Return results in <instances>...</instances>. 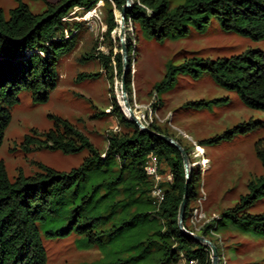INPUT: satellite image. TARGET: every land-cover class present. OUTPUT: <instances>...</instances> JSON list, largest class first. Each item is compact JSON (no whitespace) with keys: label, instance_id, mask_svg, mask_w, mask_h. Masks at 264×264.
I'll return each instance as SVG.
<instances>
[{"label":"trees","instance_id":"trees-1","mask_svg":"<svg viewBox=\"0 0 264 264\" xmlns=\"http://www.w3.org/2000/svg\"><path fill=\"white\" fill-rule=\"evenodd\" d=\"M98 1L57 0L39 14L19 2L7 17L0 9V145L19 92L26 89L33 102L42 103L56 87L57 59L74 48L79 28L76 23L73 30L62 17L76 5L90 9ZM112 1L119 10L124 4V0ZM169 1L133 0L124 21H136L147 37L163 41L183 37L191 27L202 30L215 17L227 31L253 40L264 39V0H185L173 10L169 9ZM116 26L109 10L107 33ZM125 47L129 58L132 47L129 42ZM101 57L107 66L110 56ZM114 58L120 71L122 56L116 54ZM204 71L220 87L235 91L246 107L264 111V51L260 49L215 59L169 61L163 78L153 89L159 95L173 85L179 74L196 77ZM213 102L217 100L190 104L200 107ZM113 110L130 126V131L110 135L103 152L58 117L55 128L42 133L44 139L24 137L27 147L44 144L67 154L87 149L88 155L80 165L67 172L42 166L33 176L19 173L10 181L0 160V264H46L42 232L47 237H65L74 232L79 236L80 247L97 246L104 250L109 261L91 264H177L183 260L211 264L209 248L195 242L177 225L184 190L185 209L196 196L199 170L190 167L186 179L180 152L156 134L169 136L167 132L154 124L148 127L153 132L140 130L122 116L116 105ZM123 112L129 116L125 108ZM256 125V121L239 124L209 141L245 133ZM198 144L201 146L202 142ZM182 147L190 159L188 148ZM150 152L167 164L172 175L159 206L151 195V180L146 173ZM255 152L264 168L263 139L255 143ZM262 196L264 175L251 179L247 193L205 225L201 234L206 236L213 227L232 226L264 236V212L247 211ZM186 218L184 210L183 226L189 230Z\"/></svg>","mask_w":264,"mask_h":264},{"label":"rangeland","instance_id":"rangeland-1","mask_svg":"<svg viewBox=\"0 0 264 264\" xmlns=\"http://www.w3.org/2000/svg\"><path fill=\"white\" fill-rule=\"evenodd\" d=\"M56 1L0 0V9L7 17L9 10L21 2L32 13L39 14ZM184 2L170 0L169 9ZM91 9L95 10L91 17L84 16L85 10H82L76 18L65 21L73 30H76L74 25L79 24L77 40L73 49L57 59V84L48 99L36 103L26 89L19 92V101L10 110L11 120L0 145V160L6 175L14 181L19 173L24 177L33 176L42 166L67 172L80 165L88 155L87 149L67 154L44 144L25 145L26 135L44 139L42 133L55 128L56 117L82 132L103 152L110 135L130 131V126L113 110L116 105L127 119L123 112L126 104L133 113L141 115L138 117L143 125L158 126L188 148L190 167L198 169L200 174L195 184L196 196L185 209L186 225L193 233L202 235L205 225L211 224L224 209L233 207L240 196L247 193V183L251 179L264 175L255 152V143L264 140V111L246 107L235 91L217 85L206 71L196 77L179 74L173 85L159 95L153 87L163 78L169 61L230 57L247 49L264 51V39L253 40L227 31L212 17L202 30L191 27L185 36L163 41L147 37L139 24L129 19L123 21L121 42L119 9L115 3L99 0ZM109 10L117 26L107 33ZM126 42L132 50L130 60L125 58L126 73L122 77L123 66L119 71L114 56L121 54V45ZM102 55L111 58L107 66L103 64ZM197 100L217 102L200 107L190 104ZM249 121H256L257 125L245 133L209 141ZM198 142H202L201 146ZM158 163L161 184L166 189L170 183L167 175L171 172L163 160ZM247 211L250 214L264 212V196ZM199 213L204 217L200 219ZM205 237L216 248L217 264H264L263 235L227 226L213 227ZM41 239L46 250V264L109 261L105 251L97 246L80 247L79 236L74 232L65 237H47L42 232ZM177 264L187 262L183 260Z\"/></svg>","mask_w":264,"mask_h":264},{"label":"water","instance_id":"water-1","mask_svg":"<svg viewBox=\"0 0 264 264\" xmlns=\"http://www.w3.org/2000/svg\"><path fill=\"white\" fill-rule=\"evenodd\" d=\"M133 1L132 0H124V4L121 6L120 10H119V40L122 42V29H123V21H124V17H125V11L127 8H130L132 6ZM121 56H122V66H123V74L122 77L125 75L126 73V63H125V58L127 56L126 53V47L125 44L121 45ZM123 91V88H122ZM125 106L127 107L126 110L128 111L129 116L127 117V120L133 122L140 130H146L148 132H153L151 131L147 126L143 125V123L140 121V119L135 115V113L132 112V110L125 104ZM158 134L163 140H165L167 143L171 144L172 146H174L181 154L182 160H183V167H184V172H185V178L188 179L189 173H190V164H189V158L187 156V154L185 153L182 145L175 140L174 138H172L171 136H167L164 134ZM186 188V185H185ZM185 195H186V189L184 190L183 196H182V200L180 202L179 205V210H178V217H177V225L179 227L180 230H182V232H184L185 234L189 235L195 242L201 243L205 246H207L210 250V259H211V264H217L216 263V248L214 246V244L207 239L205 236L203 235H198L195 234L187 229L184 228L183 226V213L185 210V206H186V202H185Z\"/></svg>","mask_w":264,"mask_h":264},{"label":"built area","instance_id":"built-area-1","mask_svg":"<svg viewBox=\"0 0 264 264\" xmlns=\"http://www.w3.org/2000/svg\"><path fill=\"white\" fill-rule=\"evenodd\" d=\"M84 11V16L87 17H91L93 16V14L95 13L94 9H85L83 6H74L72 7L67 14H65L62 17L63 21H69L72 18H76V15L79 11ZM158 159L157 156L150 152L147 155L146 158V173L149 175L150 179H151V195L154 198V202L157 206H159V204L163 201L164 199V189L161 186V183L163 182V180L161 179V175L159 173V166H158ZM167 181L171 182L172 181V175L171 173H169L167 175ZM200 219L204 217V214L199 213L197 215ZM199 220V219H198ZM191 231V230H189ZM192 232V231H191ZM186 262V261H185ZM196 262V260H191L190 262H188L187 264H194Z\"/></svg>","mask_w":264,"mask_h":264},{"label":"bare ground","instance_id":"bare-ground-1","mask_svg":"<svg viewBox=\"0 0 264 264\" xmlns=\"http://www.w3.org/2000/svg\"><path fill=\"white\" fill-rule=\"evenodd\" d=\"M127 111V110H126ZM128 112V111H127ZM136 115V114H135ZM137 116V115H136ZM138 117V116H137ZM139 118V117H138Z\"/></svg>","mask_w":264,"mask_h":264}]
</instances>
